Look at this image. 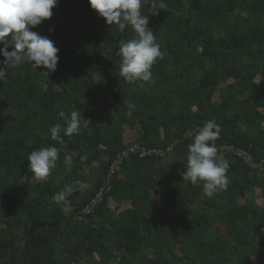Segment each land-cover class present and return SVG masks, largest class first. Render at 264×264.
Returning a JSON list of instances; mask_svg holds the SVG:
<instances>
[{"label":"trees","instance_id":"1","mask_svg":"<svg viewBox=\"0 0 264 264\" xmlns=\"http://www.w3.org/2000/svg\"><path fill=\"white\" fill-rule=\"evenodd\" d=\"M162 5L155 16L147 0L143 5L163 53L147 82L119 74L117 51L136 38L132 28L108 25L88 0H59L53 16L33 29L59 49L55 72L45 75L31 63L6 66L0 79V264H264V204L255 195L241 204L257 188L264 198V0ZM3 61L0 56V66ZM61 110L88 122L71 136L61 133L63 143L49 131L64 124ZM208 120L221 127L215 144L230 179L212 197L202 195V183L182 176L194 132ZM126 126L140 129L135 141L172 152L129 158L97 212L86 216L87 203L127 145ZM48 146L59 150L56 166L32 185L27 157ZM224 147L246 151L260 168L224 154ZM65 185L76 191L56 202ZM126 201L131 207L120 211ZM68 203L72 215L64 211ZM244 208L251 212L241 218Z\"/></svg>","mask_w":264,"mask_h":264},{"label":"clouds","instance_id":"2","mask_svg":"<svg viewBox=\"0 0 264 264\" xmlns=\"http://www.w3.org/2000/svg\"><path fill=\"white\" fill-rule=\"evenodd\" d=\"M92 10L103 18L108 25L116 26L123 32L130 26L136 38L120 45L117 55L121 57L119 74L125 80L149 81L152 66L163 58L161 46L156 35L149 28V16L143 14L146 0H88ZM59 0H0V56L4 57L0 66V79L6 76V66L21 67L31 63L35 69L44 68L45 75L56 71L59 62V49L48 36L33 31L43 21L53 16V9ZM152 16L159 13L162 0H147ZM9 48L12 50L9 51ZM58 117L64 124L57 122L50 126L52 140L63 143L64 136L77 133L82 116L76 111L70 117L59 111ZM85 124L88 122L84 121ZM221 127L215 120L205 121L203 127L196 129L193 142L188 145L186 171L183 180H190L193 185L202 183V195L212 197L215 193L226 190L230 179L226 174L229 163L218 155L215 141L219 138ZM59 150L55 147H40L32 150L27 157L29 168L36 178H46L56 166ZM79 183V182H78ZM85 186L86 185H82ZM76 189L71 185L57 192L53 199L62 202Z\"/></svg>","mask_w":264,"mask_h":264},{"label":"built area","instance_id":"3","mask_svg":"<svg viewBox=\"0 0 264 264\" xmlns=\"http://www.w3.org/2000/svg\"><path fill=\"white\" fill-rule=\"evenodd\" d=\"M170 152H172L171 148L168 150L149 148L144 142L139 141L127 144L124 149L120 150L116 154L115 158L109 165L106 174L102 178L101 187L87 203L85 209L83 210V214L86 216H90L94 215L97 212L98 208L104 201V198L111 193L113 188L112 183L114 179L118 177L122 166L129 158L135 156L140 158L165 157ZM222 152L224 154L232 155L234 157L242 159L245 164L252 169L260 168L255 164L252 156L244 150L235 149L233 147H224L222 149Z\"/></svg>","mask_w":264,"mask_h":264},{"label":"rangeland","instance_id":"4","mask_svg":"<svg viewBox=\"0 0 264 264\" xmlns=\"http://www.w3.org/2000/svg\"><path fill=\"white\" fill-rule=\"evenodd\" d=\"M142 85V84H141ZM114 95L113 94H111L110 95V100L113 102L114 101ZM215 102H219L220 101V93H218L217 95H216V97H215ZM262 113H264V110H262ZM126 130L128 131V135H127V139H126V143L127 144H129V143H133V142H135V139H136V132L139 134V128H136V129H130L129 127H127L126 126ZM134 131H136V132H134ZM131 136V137H130ZM224 159H226L225 157H224ZM40 179L41 178H35L34 179V182H39L40 181ZM252 195H255V197H256V200H257V203H258V205H262V204H264V198H263V196H262V192H261V190L259 189V188H257V189H255L252 193H249L246 197H244V198H241V204L243 205V207H246L247 205H246V202L248 201V199L252 196ZM114 207H115V205H113L112 204V210L114 209ZM131 207V205H123V208H124V210L125 209H128V208H130ZM250 209L249 208H244V209H241L239 212H238V216L239 217H241V218H246V217H248V215L250 214ZM113 264H118V262L115 260V262H113Z\"/></svg>","mask_w":264,"mask_h":264},{"label":"crops","instance_id":"5","mask_svg":"<svg viewBox=\"0 0 264 264\" xmlns=\"http://www.w3.org/2000/svg\"><path fill=\"white\" fill-rule=\"evenodd\" d=\"M134 132H136V131H134ZM127 135H128V131L126 130V133H125V140L128 138ZM130 137H131V136H130ZM138 137H139V134L136 132V139H135V140H137ZM35 178H36V177H34L33 179H31L29 183H31L32 185H36V184L40 183L41 181L48 179V176H47L46 178L40 179V181L37 182V183L34 182V179H35ZM24 183H27V180H24ZM123 205H131V202L126 201L125 203H123V204L121 205V210H120V211L124 210ZM64 211H65V213H66L67 215H72V213L74 212V209H73V207H72V204H71V203L66 204L65 207H64ZM81 220H83V219L81 218ZM84 221H85V220H84Z\"/></svg>","mask_w":264,"mask_h":264},{"label":"water","instance_id":"6","mask_svg":"<svg viewBox=\"0 0 264 264\" xmlns=\"http://www.w3.org/2000/svg\"><path fill=\"white\" fill-rule=\"evenodd\" d=\"M83 220H85V221H87L88 220V218H82Z\"/></svg>","mask_w":264,"mask_h":264}]
</instances>
